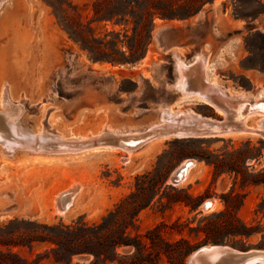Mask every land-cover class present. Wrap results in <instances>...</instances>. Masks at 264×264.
<instances>
[{"label": "rangeland", "instance_id": "obj_1", "mask_svg": "<svg viewBox=\"0 0 264 264\" xmlns=\"http://www.w3.org/2000/svg\"><path fill=\"white\" fill-rule=\"evenodd\" d=\"M54 1L57 14L45 0L0 4V109L9 100L13 123L25 131L66 141L105 131L142 134L166 107L224 120L202 102L180 100L172 87V48L189 65L204 56L209 79L230 98L242 96L235 90L264 89L254 78L264 74L255 67L264 62V46L254 43L262 51L248 60L244 45L250 32L264 29V16L248 26L234 16L231 0L206 4L193 19H156L145 53L151 60L117 65L109 60L131 58L144 43L143 31L134 35V20L94 21L95 0ZM205 38L215 53L202 49ZM113 39L120 40L116 47L109 44ZM262 118L252 117L247 126L256 129ZM93 147L74 153L16 147L7 153L0 145V264H62L53 260L56 242L59 256L73 254L70 264H187L194 251L210 245L264 252L260 135L158 138L130 154ZM189 160L186 179L171 186L173 173ZM61 194L70 201L62 212L56 201ZM113 253L114 261L103 260Z\"/></svg>", "mask_w": 264, "mask_h": 264}, {"label": "bare ground", "instance_id": "obj_2", "mask_svg": "<svg viewBox=\"0 0 264 264\" xmlns=\"http://www.w3.org/2000/svg\"><path fill=\"white\" fill-rule=\"evenodd\" d=\"M3 1L5 0H0V4ZM181 53L182 51L177 48L171 49V56L174 60V69L176 75V79L172 87L175 91H178L180 93V100L183 101L186 99H194V101L198 103L202 102L210 107H214V110L224 115V124L230 126V128L222 130V132L217 135L218 137L247 133L260 135L264 138L263 94L257 93L250 101L244 96L242 97L241 95V97H239L238 99H235L236 96L234 98H230L227 94H225V92L219 89L220 87H217L218 85H215L212 80L209 79V75L206 74L207 61L205 60L204 56H202L197 61V57L194 58L193 64L189 65L182 60V57L180 55ZM151 58V53L148 52L143 62H145L146 60L150 61ZM4 102L5 107L0 109V145L4 147V151L7 153L14 151L16 147H24L27 150L33 152L46 151L56 153H74L80 149H84L83 151L86 152L85 148L87 147L94 146L92 150H99L97 149V147L102 145L104 146L103 148L107 150L112 151L114 149H119L127 152V154H130L142 143L146 144L154 139H181L186 134L193 135L195 134V132L193 131V129H191V125H193V123L195 122L201 123L202 120H205L207 122L217 123L216 121H214V119H210L207 117L203 118V116L194 115L188 111H181L179 113L173 114V112H171V109L169 107H166L161 109V117L159 119L160 121L146 128V130L149 129L147 133L145 132L141 134L137 132L133 134L132 131L111 133L109 131H105L104 133L98 134L93 137L88 136L85 139H78L79 141H66L62 137L46 135L44 133L36 134L34 132H28L20 128L18 123H13L14 116L12 113L14 111V106H12L10 101L7 99ZM260 115L263 118L258 123V127L256 129H251L249 126H247L248 121L252 117ZM15 118H17V116ZM183 124L190 126H188V129H184L187 126H181ZM3 125L7 126V129L5 128V126L3 127ZM4 129H6L5 132L3 131ZM203 130L204 129H201V131ZM205 131L209 130L205 129ZM205 134L207 133L205 132ZM140 138H142L141 142L138 141V139ZM110 139H112L113 141H109ZM77 143L80 144L79 147H77ZM81 143H83L84 145H82ZM185 166L186 163H183L180 167L183 168ZM192 167L193 165L190 167H186L183 172L182 181L185 177H187L188 172ZM56 201L57 206H60L59 208H62V210H60L61 212L69 205L70 202L67 198H65L64 194L59 195ZM204 208L205 207H202V209ZM205 247L207 248V250L211 251L215 246L210 245ZM229 249L231 248L229 247ZM214 252L215 251L210 252L209 255L201 257L194 262L191 259V264H212L216 258L214 256ZM261 254L247 256L244 261L237 264H264V252H262ZM188 261L189 258L187 259V263Z\"/></svg>", "mask_w": 264, "mask_h": 264}, {"label": "trees", "instance_id": "obj_3", "mask_svg": "<svg viewBox=\"0 0 264 264\" xmlns=\"http://www.w3.org/2000/svg\"><path fill=\"white\" fill-rule=\"evenodd\" d=\"M231 1L234 5V16L245 19L247 21L248 26L250 22H253L259 19L260 17L264 16L263 0ZM45 2L53 9L55 14L61 11L60 6H57L54 0H45ZM213 2L214 0H95L92 4V13L94 21L104 20L113 22L116 25H123L127 22L129 18H131L132 20H134V35L139 31L144 32V43L140 47L139 52H137L131 58H125L124 55L121 54V58H112L109 60L112 65L134 64L142 60L145 56L147 47L151 42V33L154 30V22L156 19H161L164 21L188 20L197 15L206 4H212ZM248 3L252 4V9L250 10L245 9ZM249 30L252 29L249 28ZM119 43L120 40L118 41L116 39H113L109 44L116 47ZM254 43H258L259 45L264 46V32H250L248 37L244 39L245 49L249 53L248 60H251L257 51H262V48H260L259 46H255ZM255 67L263 70L264 62H258ZM200 160H205L206 163L213 165V162H211L207 158H200ZM238 221L244 229L249 228L246 222L242 220ZM59 229L64 232V227H60ZM70 229L71 228L67 227L66 231L70 233ZM239 235L244 237L249 236V234ZM56 245V248L51 249V252L54 253L53 260L56 263L70 264L71 257L73 254L69 256L68 259H64L63 257L59 256V243L56 242ZM95 258L98 260L102 259L100 255H95ZM115 258L116 255L113 253V258L105 256L103 260L114 261ZM16 261L19 264H28L27 262L21 259Z\"/></svg>", "mask_w": 264, "mask_h": 264}, {"label": "water", "instance_id": "obj_4", "mask_svg": "<svg viewBox=\"0 0 264 264\" xmlns=\"http://www.w3.org/2000/svg\"><path fill=\"white\" fill-rule=\"evenodd\" d=\"M166 49H171L170 46H166ZM260 91H258L257 93H259ZM212 109L214 110V107H212ZM206 118V117H203ZM217 123H212V122H207L205 120H202L201 123H193V125H191V129H193V131L195 132V134L191 135V134H186L184 135V137H182L181 139H203V138H214V137H218L217 135L219 133L222 132V130H225L227 128H230V126L224 124V120H215ZM199 124V125H198ZM181 126H187L184 129H188V126L190 125H181ZM199 129V130H198ZM201 129H204L203 131H201ZM205 129H208L209 131H205ZM149 129H147L146 133L148 132ZM205 132L207 134H205ZM214 135V136H213ZM208 136V137H206ZM213 136V137H212ZM186 163V166L181 168L179 167L172 175V177L170 178V185L175 187L178 184L181 183L182 181V176H183V172L186 169V167H190L193 165V161L189 160ZM215 246L213 247V249L211 251L207 250V248L204 247H200L199 249H197L196 251H194L190 256H189V261L187 264H191L192 260L193 262L200 259L201 257H205L207 255H209L210 252H214V256L215 261H213L212 264H237L240 263L242 261L245 260V258L247 256H251L254 254H261L262 252H258V251H248V252H239L237 250L234 249H229V247L227 246H223L222 245H212ZM223 250V251H221ZM223 252V253H221ZM263 255V254H261ZM192 259V260H191Z\"/></svg>", "mask_w": 264, "mask_h": 264}, {"label": "crops", "instance_id": "obj_5", "mask_svg": "<svg viewBox=\"0 0 264 264\" xmlns=\"http://www.w3.org/2000/svg\"><path fill=\"white\" fill-rule=\"evenodd\" d=\"M202 11V10H201ZM201 11L197 14V15H195L194 17H192V18H190V19H193V18H195V17H197V16H199V14L201 13ZM260 31H264V29H259ZM205 43L203 42V44H202V49L204 48V49H206V50H209V49H211L212 50V53H215L216 52V47L215 46H212V45H210V43H208V38H205ZM237 47H234V46H232V47H229V50L231 51V53L233 52V51H235V49H236ZM210 52V51H209ZM254 78H255V80L256 81H263L264 82V74L263 75H255L254 76ZM250 82L251 83H253L251 80H250ZM263 85H264V83H263ZM224 90H226V89H224ZM264 90V89H263ZM263 90H261L260 92H263V95H264V91ZM237 93H240V95H242V97L244 96L245 98H247V99H250V100H252V98H253V95H255L259 90L258 89H256L255 90V92L254 91H251V90H249V91H244V92H242V91H237V90H235ZM203 106H205V105H203Z\"/></svg>", "mask_w": 264, "mask_h": 264}]
</instances>
